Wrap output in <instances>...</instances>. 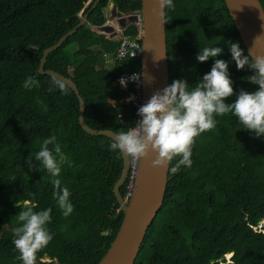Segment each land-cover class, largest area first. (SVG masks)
Returning a JSON list of instances; mask_svg holds the SVG:
<instances>
[{"label": "trees", "instance_id": "1", "mask_svg": "<svg viewBox=\"0 0 264 264\" xmlns=\"http://www.w3.org/2000/svg\"><path fill=\"white\" fill-rule=\"evenodd\" d=\"M94 2L0 0V264H20L11 243L20 211L15 203L25 204L21 209L35 204V211L52 208L48 229L53 239L38 253L37 264H98L120 227L113 187L122 171L121 155L109 149L111 139L81 129L79 103L68 87L38 74L44 50L74 29ZM173 2L174 8L165 9L169 84L183 79L194 85L214 62L198 63L199 47L216 45L224 49L217 59L229 64L234 94L257 90L246 79L252 73L247 67L238 71L228 53L229 41L247 51L224 1ZM259 2L264 10V0ZM110 3L123 15L139 13L141 6V0H100L89 14V26L50 53L44 69L78 86L90 128L116 133L134 126L135 116L130 105L121 103L125 92L115 80L120 74H140V59L107 63L119 42L90 27L106 23L104 10ZM136 34L133 25L123 31L131 39ZM29 76L38 87H23ZM128 92H135L131 84ZM216 119L215 129L195 138L192 166L176 173L169 169L163 205L134 264H264V234L254 230L264 222V140L242 130L231 114ZM50 136L71 162L61 166L60 176L74 206L67 218L56 206L47 172L34 159L31 168L25 163ZM128 185L127 180L120 189L123 197Z\"/></svg>", "mask_w": 264, "mask_h": 264}, {"label": "clouds", "instance_id": "2", "mask_svg": "<svg viewBox=\"0 0 264 264\" xmlns=\"http://www.w3.org/2000/svg\"><path fill=\"white\" fill-rule=\"evenodd\" d=\"M155 2L161 14L164 9L174 8L173 0H155ZM116 14V18L122 20L125 17L126 21H129L128 24L125 21L122 30L130 25L134 27L133 14L120 16L119 13H115L112 16ZM261 19L264 20V15H261ZM87 25L89 26V23ZM112 29L109 32L119 34V29ZM120 34L123 36L121 32ZM225 43L236 69L239 71L247 67L252 75L246 79L248 83L258 86L257 90L252 92L240 90L234 94L233 82L228 73L229 64L223 59H217L224 55V49L216 45L199 47L196 60L198 63L213 60L210 71L194 85H189L183 79L173 80L170 85L155 91L148 101L138 108L136 113L138 119L136 120L135 117L134 126L126 127L127 130H120L111 135L109 149L134 159H142L152 153L155 157L153 166H165L174 158H178L175 165L170 168L172 173H176L181 166L188 168L192 166V145L195 138L215 129L216 117L229 114L242 126V130L254 134L256 139L264 140V56L252 58L248 51L245 53L240 48L239 43L230 41ZM148 81L152 83L154 78L149 77ZM130 82L139 86L141 72L133 73L129 77H121L118 81L124 88ZM53 84L62 87L55 81ZM38 86V81L34 77L25 78L23 84L25 89ZM233 96L231 102H226L227 98ZM133 99L134 97L128 98L129 101ZM115 105L116 102L112 101L111 106L115 107ZM33 159L38 162L37 167H42L51 178L56 206L63 217H69L74 210L70 200L71 192L68 187L62 186L60 176L61 166L66 163L70 166L71 162L66 159L56 137L45 138L39 150L25 161L30 168ZM17 206L20 211L15 216L16 225L11 229L13 237L11 243L14 251L18 253L17 259L20 264H37L38 253L47 248L53 239L48 229V225L52 222V208L35 211V204L23 209L19 203ZM259 225H261L260 232L264 234V222H260ZM254 230L257 231V228ZM229 255L231 257V254Z\"/></svg>", "mask_w": 264, "mask_h": 264}, {"label": "water", "instance_id": "3", "mask_svg": "<svg viewBox=\"0 0 264 264\" xmlns=\"http://www.w3.org/2000/svg\"><path fill=\"white\" fill-rule=\"evenodd\" d=\"M223 1L239 34L241 43L248 51V54L252 58L264 56V20L261 19V15H264V10L259 0ZM99 3L100 0H95L89 11L81 17L80 22L74 29L62 36L54 45L44 50L39 63L38 74L54 78L74 93L79 103L78 122L85 133L91 136H104L111 139V135L115 132L95 130L85 123V102L80 96L78 86L72 82V79L66 78L52 70L44 69L48 55L56 51L78 29L88 24L89 14L95 10ZM113 12H116L115 6L113 7ZM138 17L142 24L139 35L142 45L140 57L141 98L142 103L145 104L155 91L170 85L165 35V9L162 10L161 14V10L155 0H141ZM132 20H137V17ZM121 25L124 27L125 24L122 22ZM112 30L111 27L106 25L94 28V32L101 34ZM149 77L154 78V82L149 83ZM154 158V154L150 153L147 157L138 159L137 172L133 180V190L131 196L126 198L122 196L120 189L129 178L130 158L121 155L122 171L113 187V195L119 206V211L122 213V220L115 238L98 264L135 263L147 231L163 205L167 183L171 180V177L168 176L170 162L165 166H153ZM5 204L8 209L12 208L10 202ZM13 207H17V205L13 204Z\"/></svg>", "mask_w": 264, "mask_h": 264}, {"label": "built area", "instance_id": "4", "mask_svg": "<svg viewBox=\"0 0 264 264\" xmlns=\"http://www.w3.org/2000/svg\"><path fill=\"white\" fill-rule=\"evenodd\" d=\"M135 15V18L137 17V20L134 21V27L136 29V37L134 39L125 37V36H121L119 39V44L118 47L116 49V52L114 54V56H112L111 58L108 59L107 62L109 63H116V62H120L126 58H139L141 57L142 54V45L139 39V35L142 29V24L140 21V18L138 17L139 13L137 14H133V16ZM124 30H121V33L123 34ZM131 75H127V74H120L116 80H115V86H119L121 88V90H123L125 92V97L122 99L121 103H124L125 105H131V107L134 110V114L136 117V120L138 119L136 113L137 110L140 106H142V101H141V87L142 84L140 82V85L138 86L137 83H133L130 82L129 84L132 85L133 89L135 90V92H128V86L127 85L126 88L121 87L118 83L119 79L121 77H129ZM129 97H134L133 100L129 101L128 98ZM135 120V122H136ZM130 158V157H129ZM137 162L138 159H134V158H130V173H129V185L127 186V193H126V197H130L132 190H133V180L134 177L136 175L137 172Z\"/></svg>", "mask_w": 264, "mask_h": 264}, {"label": "rangeland", "instance_id": "5", "mask_svg": "<svg viewBox=\"0 0 264 264\" xmlns=\"http://www.w3.org/2000/svg\"><path fill=\"white\" fill-rule=\"evenodd\" d=\"M117 14L115 16H110L108 15L107 18H106V23L104 25L108 26V27H111V28H116V29H119V34H113V32H105L106 34L104 35L106 38L110 39V40H113V41H118L120 39V32L122 30L121 27H123L122 25H120L122 22L125 23L126 19L125 17L121 20V19H118L116 18ZM120 16H124L123 14H120ZM128 20L126 21V24H128ZM17 205V203H15ZM21 206L25 205V204H22V203H19ZM18 207V206H17ZM257 231L260 232L261 231V225H259L257 227ZM226 259H230V255H228L226 257Z\"/></svg>", "mask_w": 264, "mask_h": 264}, {"label": "crops", "instance_id": "6", "mask_svg": "<svg viewBox=\"0 0 264 264\" xmlns=\"http://www.w3.org/2000/svg\"><path fill=\"white\" fill-rule=\"evenodd\" d=\"M89 3H90V1L86 4V6L85 7H87L88 5H89ZM115 5H113L112 3H110L108 6H107V8L104 10V13H105V16H106V18H107V16L108 15H110V16H112L113 14H115V13H118L117 11L116 12H113V7H114ZM138 13V12H137ZM136 13V14H137ZM119 14H121V13H119ZM82 17V16H81ZM135 17V15L132 17V19ZM94 28H96V27H90V29L94 32Z\"/></svg>", "mask_w": 264, "mask_h": 264}, {"label": "bare ground", "instance_id": "7", "mask_svg": "<svg viewBox=\"0 0 264 264\" xmlns=\"http://www.w3.org/2000/svg\"><path fill=\"white\" fill-rule=\"evenodd\" d=\"M258 227V226H257ZM228 256V255H227Z\"/></svg>", "mask_w": 264, "mask_h": 264}]
</instances>
